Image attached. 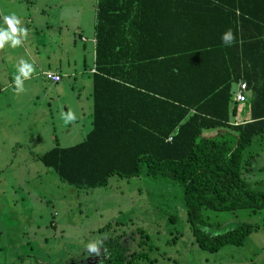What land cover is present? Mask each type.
<instances>
[{"label": "trees", "instance_id": "1", "mask_svg": "<svg viewBox=\"0 0 264 264\" xmlns=\"http://www.w3.org/2000/svg\"><path fill=\"white\" fill-rule=\"evenodd\" d=\"M214 1L231 16V46L193 45L186 36H152L151 29L143 35L142 0H96L91 128L66 147L54 137L38 157L61 181L83 189L104 186L111 175L141 173L178 185L190 232L208 252L241 245L255 227L240 223L209 235L202 209H264V187H250L241 161L243 149L264 132V0ZM162 40L183 46L156 50ZM239 80L249 89V118L236 122L231 88ZM205 129L217 137L202 135ZM117 238L103 241L105 264L141 260Z\"/></svg>", "mask_w": 264, "mask_h": 264}, {"label": "rangeland", "instance_id": "2", "mask_svg": "<svg viewBox=\"0 0 264 264\" xmlns=\"http://www.w3.org/2000/svg\"><path fill=\"white\" fill-rule=\"evenodd\" d=\"M93 3L0 0V16H18L29 37L19 47L0 50V264H105L103 241L116 235L127 252L142 254L133 264H264V209H202L203 229L209 235L240 223L255 227L241 245L227 243L208 252L198 247L190 232L180 187L167 179L143 173L111 175L106 185L83 189L61 181L40 162L38 155L53 146L52 137L58 146H69L89 127L86 99L91 84L81 64L57 83L49 82L44 73L56 69L55 57L61 51L77 57L81 38L87 48L85 69L91 65ZM36 24L42 31L34 29ZM0 27H6L2 20ZM49 49L50 64L44 58ZM22 59L36 71L24 82L25 92L17 94L14 80ZM68 111L77 119L66 124L60 114ZM247 118V101L236 103L231 120ZM231 133L230 145L236 136ZM202 135L217 137L214 129ZM241 161L250 187H264V132L243 149ZM94 240L102 241L99 256L87 251Z\"/></svg>", "mask_w": 264, "mask_h": 264}, {"label": "crops", "instance_id": "3", "mask_svg": "<svg viewBox=\"0 0 264 264\" xmlns=\"http://www.w3.org/2000/svg\"><path fill=\"white\" fill-rule=\"evenodd\" d=\"M95 3L96 0H94L93 3L94 9H93V20H92L93 23H92V33H91L92 35L91 42L93 43V47H94L93 26L95 21ZM139 3L142 6L140 7L141 13H139L138 15H140L143 18L142 27L146 31L145 33H143V35L149 36L150 34L149 30L151 29L152 31H154L151 33L152 36L161 35V36H166L165 38L169 36H176L177 38H183V39H184L183 36H186L187 38H190L192 40L191 43L193 45L212 44L213 46V44L216 45L221 41L222 34L225 33L227 30L231 29L233 34L235 32V27L232 24V19L230 14L225 10H223L221 7L217 6L216 4L217 2H215L214 0H147V1L142 0V2ZM0 20H2L4 24V20L1 16H0ZM44 26L51 28V26L50 25L48 26L47 23H45ZM34 27L35 30L39 29L42 31L40 27L37 28V24ZM81 41H82L81 50L75 51L76 54L78 55L77 57L70 56L68 54V50L66 52L61 51V53L57 54L58 56L55 57L56 61L54 62V65L56 69L54 70L47 69L48 71L50 70L54 74H58L60 76L59 81L64 76L73 75L76 72L77 69L76 67L79 68L80 64L82 66V70L83 71L85 70V72H87L88 75L92 73L91 70L94 69V50L91 58V65L87 66V69H85L86 55L83 52L87 48L85 47L83 38H81ZM31 43L33 44L34 42L32 41ZM182 43L183 41L177 42L173 40L170 41L162 40L160 41L158 46H154V47H158L156 48V50H168V49L171 50L183 46ZM72 47L73 49H76L74 44ZM148 50H149L148 47L145 44H143V48H142L143 53H145ZM198 50L203 51L204 49H198ZM1 52H3V49L1 50ZM5 52H9V51H5ZM45 54L46 56L44 58L46 62L50 64L51 63L50 49L46 51ZM67 69L70 70H68V72H65L64 70L67 71ZM48 81L51 83L59 82V81L52 82L50 80ZM87 81L90 85L91 84L90 77L89 79L87 78ZM234 88H235V83L232 85L231 91H233ZM56 99H58L57 95H56ZM30 100H32L30 97L26 98V101H30ZM86 102H87V109H88V105H90V111L88 112V117L90 122L87 131L84 133V136L91 128V108H92L91 97L89 100L86 99ZM234 117H231L230 120ZM60 147H66V146H60ZM40 155H38V157Z\"/></svg>", "mask_w": 264, "mask_h": 264}, {"label": "clouds", "instance_id": "4", "mask_svg": "<svg viewBox=\"0 0 264 264\" xmlns=\"http://www.w3.org/2000/svg\"><path fill=\"white\" fill-rule=\"evenodd\" d=\"M3 20L6 27H0V50L4 49L6 45L11 48L21 46L28 37V29L22 26L21 19L15 14L5 15ZM221 42L225 47L236 42L231 29L222 34ZM35 71L33 64L23 59L19 61L17 75L14 80V90L17 94L25 92L24 82L31 79ZM60 115L66 124L73 123L77 119L73 111L61 112ZM101 243L100 240L89 243L87 246L88 253L99 256L101 254Z\"/></svg>", "mask_w": 264, "mask_h": 264}, {"label": "built area", "instance_id": "5", "mask_svg": "<svg viewBox=\"0 0 264 264\" xmlns=\"http://www.w3.org/2000/svg\"><path fill=\"white\" fill-rule=\"evenodd\" d=\"M94 69L91 70L93 72ZM45 77L50 81H57L59 76L51 73L45 72ZM249 96V89L245 81L239 80L235 83V88L231 91V98L235 103L246 102ZM169 139V138H168Z\"/></svg>", "mask_w": 264, "mask_h": 264}, {"label": "flooded vegetation", "instance_id": "6", "mask_svg": "<svg viewBox=\"0 0 264 264\" xmlns=\"http://www.w3.org/2000/svg\"><path fill=\"white\" fill-rule=\"evenodd\" d=\"M106 255L104 254L103 255V258H101V262H104V259H105ZM98 261V260H97Z\"/></svg>", "mask_w": 264, "mask_h": 264}]
</instances>
